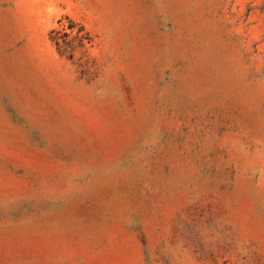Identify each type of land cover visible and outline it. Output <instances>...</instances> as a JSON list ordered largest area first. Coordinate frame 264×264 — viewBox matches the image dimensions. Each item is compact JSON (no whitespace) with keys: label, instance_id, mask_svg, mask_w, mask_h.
<instances>
[{"label":"rangeland","instance_id":"rangeland-1","mask_svg":"<svg viewBox=\"0 0 264 264\" xmlns=\"http://www.w3.org/2000/svg\"><path fill=\"white\" fill-rule=\"evenodd\" d=\"M0 264H264V0H0Z\"/></svg>","mask_w":264,"mask_h":264},{"label":"trees","instance_id":"trees-1","mask_svg":"<svg viewBox=\"0 0 264 264\" xmlns=\"http://www.w3.org/2000/svg\"><path fill=\"white\" fill-rule=\"evenodd\" d=\"M48 39L60 57L71 61L82 74L86 73L83 58L92 47V37L82 24L64 16L57 21V28L49 31Z\"/></svg>","mask_w":264,"mask_h":264}]
</instances>
